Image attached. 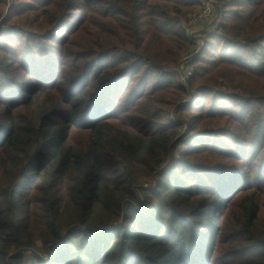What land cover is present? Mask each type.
Instances as JSON below:
<instances>
[{"label":"trees","instance_id":"16d2710c","mask_svg":"<svg viewBox=\"0 0 264 264\" xmlns=\"http://www.w3.org/2000/svg\"><path fill=\"white\" fill-rule=\"evenodd\" d=\"M90 1L97 19L71 34L80 52L59 82L36 73L42 60L0 54V264H264V128L253 112L231 121L203 110L210 90L194 88V71L183 108L197 114L184 122V85L162 73L189 47L181 25L194 3ZM225 4L215 29L224 47L264 42V8L228 17ZM244 64H231L234 94H217L243 106L264 92ZM221 133H232L227 156L211 152Z\"/></svg>","mask_w":264,"mask_h":264},{"label":"rangeland","instance_id":"374dc122","mask_svg":"<svg viewBox=\"0 0 264 264\" xmlns=\"http://www.w3.org/2000/svg\"><path fill=\"white\" fill-rule=\"evenodd\" d=\"M214 1L216 10L218 3L217 0ZM221 1L226 2L225 7L226 12L229 13L228 17L233 14L235 15L234 17L245 16L252 10V6L255 5L260 9L264 8V0ZM74 4L77 7H74ZM90 6L91 9H89ZM78 8H82V11L80 12ZM95 8L98 7H94L90 0H0V54L7 55L10 51L14 52L12 60L15 62H20L24 55L28 60H31L32 57L36 58V62L42 60L43 65L37 69L36 73L45 71L49 76L54 72L56 75L53 74L52 81L57 80L59 82L64 75V70L69 68L72 62L71 56H75L80 52L78 48L71 45L74 43L73 39H71V34L79 29L82 22H85L86 19L90 22H93L91 19L94 21L97 19ZM52 16L60 18L59 28L54 29L48 37L49 33L47 32L51 30L48 24ZM117 17L123 21L121 16L117 15ZM212 28L213 25L210 26V30ZM215 29L211 33H207V35L212 34L214 36L212 39L207 38V42H210L211 47L205 49V37H194V42L189 41V47L180 55L178 63L175 66L163 68V76L171 82L180 83L176 73L177 69L184 57L193 55L189 67L192 71L202 74L200 79H196L194 88L205 85V88L210 90L201 96L203 99L201 108L205 111L211 110L213 112H222V109L228 110L229 113L225 114H228L231 121H234L231 117L232 115L234 118L239 119L243 113L253 112L254 117L252 121L260 125V130H263L264 92L259 93L257 99L253 101L251 98H248L245 106L241 105L234 97L224 99L221 95L217 94H234L230 90L232 83L227 78L231 77L232 72L235 70L231 67V64H234L235 60L245 63L243 66L245 70L257 72L260 77H264V42L248 44L247 46L241 43L239 46H243L242 48L229 46L230 48L227 49L228 47H224L227 43H223L221 38L215 35ZM118 47L116 44V48ZM200 53L203 54L200 55ZM99 62L101 64H107L109 60L101 59ZM41 68L43 69L42 71H40ZM138 68L141 70L145 69L141 66ZM183 87L186 93L181 94L176 104L182 106L183 120L187 123V120H190L189 118L197 113L194 109L186 110L183 108H189L195 98L193 96L194 88L192 89L189 83ZM211 91L215 93L211 94ZM169 110L175 111V108L169 107ZM136 118L140 120L142 116ZM171 121L173 120L167 117L163 120L164 123ZM215 124L219 126L214 127L221 128L220 130L226 129L224 127L225 120L215 122ZM185 128L186 125L180 131ZM199 128L202 127L200 126ZM236 130L234 129L233 132H236ZM221 134L220 136L216 135L212 137L213 143L211 146L213 149L211 152L216 153L218 156H227L223 151L233 146L229 140V138H232V133ZM191 142H194V139ZM199 144H201L200 141H195L194 147ZM179 151V147H174L172 156L177 157ZM237 159L238 157H232L225 162L234 164ZM261 161L262 158H258L257 162L259 163ZM241 165L242 163L240 162ZM254 174L255 172H253ZM136 185L137 187L149 188L150 182L139 179ZM228 238L226 237L223 243H226Z\"/></svg>","mask_w":264,"mask_h":264},{"label":"built area","instance_id":"2783aa9c","mask_svg":"<svg viewBox=\"0 0 264 264\" xmlns=\"http://www.w3.org/2000/svg\"><path fill=\"white\" fill-rule=\"evenodd\" d=\"M212 21L213 29L216 28L220 22L219 16L216 14L214 0H200L198 11L187 20L186 28L184 30L186 38L189 41L194 42L193 34L190 29L199 23ZM193 55L184 57L182 63L177 69V75L182 85L188 84L189 78L192 76V69L189 67V63Z\"/></svg>","mask_w":264,"mask_h":264},{"label":"crops","instance_id":"0c3cea01","mask_svg":"<svg viewBox=\"0 0 264 264\" xmlns=\"http://www.w3.org/2000/svg\"><path fill=\"white\" fill-rule=\"evenodd\" d=\"M186 1H188L190 3H194L195 8H196V9L194 8V10L191 13L188 14V16H187V20H188L191 17V15L195 14L198 11V9H199L198 2L200 0H186ZM217 3H218V0H217ZM187 20L181 25L183 32H184V30L186 28ZM211 25H212V21H207V22H204V23H199L198 25H196L193 28H191L190 32L193 34V39H194V37L200 38L204 34L211 33V31L213 30V28H212V30H210V26ZM184 35H185V32H184Z\"/></svg>","mask_w":264,"mask_h":264}]
</instances>
